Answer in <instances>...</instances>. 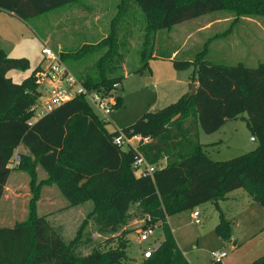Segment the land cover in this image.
<instances>
[{"label":"trees","instance_id":"obj_1","mask_svg":"<svg viewBox=\"0 0 264 264\" xmlns=\"http://www.w3.org/2000/svg\"><path fill=\"white\" fill-rule=\"evenodd\" d=\"M80 1L0 0V11L28 22ZM230 7H244L249 13L264 16V0H121L107 37L96 44L60 51L68 64L94 57L76 76L86 87L106 92L122 84L124 65L134 52L141 65L128 74L149 71L155 58L171 60L177 69L195 68L192 82H197L198 90L192 97L184 95L178 103L148 112L113 132L82 97L33 120V107L40 96L35 74L42 63L32 75L16 83L8 73L26 70L30 62L9 57L0 44V202L13 169L29 175L33 196L26 221L0 227V264H126L131 231L125 227L136 217H146V227L161 224L165 234L158 249L141 264H190L175 240L168 217L207 201H214L222 213L219 202L237 189L246 191L253 203L264 208V61L256 67L242 62H210L209 42L191 60L178 61V51H156L160 31L170 32L176 25ZM139 32H143V40H133ZM121 104L122 97L117 96L115 108ZM244 113L258 141L256 150L228 161L209 158L199 141V128L211 134ZM120 135L151 140L124 149L115 143ZM19 147L26 152L11 168ZM140 155L152 165L166 158V165L153 176L139 177L132 165ZM39 167L47 174L43 180L38 178ZM54 185L70 207L93 201L98 231L120 232L116 246L95 248L82 256L47 217L38 216L35 203L42 189ZM217 232L223 239H231L223 214ZM210 264L223 263L213 259ZM248 264H264V255Z\"/></svg>","mask_w":264,"mask_h":264},{"label":"rangeland","instance_id":"obj_2","mask_svg":"<svg viewBox=\"0 0 264 264\" xmlns=\"http://www.w3.org/2000/svg\"><path fill=\"white\" fill-rule=\"evenodd\" d=\"M120 1L81 0L28 22L0 13L3 14L0 16H5L0 17L2 48L9 57L25 58L30 62L28 69L12 70L8 77L21 83L32 75L45 59L42 54L45 46L59 54L63 49H75L84 43L96 44L107 37ZM247 10L244 7L240 10L230 7L225 12L208 14L176 25L170 32L160 31L157 34L156 51L165 54L178 51V61L191 60L209 42L207 59L210 62L227 65L242 62L249 67H256L264 61V16ZM133 40H143V32L137 33ZM93 60L94 57L90 56L84 61L74 60L66 65L77 75L78 70H84ZM140 65L136 52L124 65L125 78L116 89V94L122 97V104L113 108L108 117L107 129L110 132L122 130L148 112L178 103L184 95L190 94L192 84H197L192 82L195 75L193 65L177 69L171 60L155 58L150 61L149 71L128 74ZM247 117V113H244L211 134L199 128V141L204 145L209 158L228 161L256 150L258 141L254 140L248 128ZM123 148L127 149L128 146L124 145ZM20 154L15 153L11 168L18 165L16 158L20 161ZM37 173L41 180L47 177L40 167ZM227 196L228 201L219 202L222 213L214 201H207L193 210H186L170 218L169 226L175 240L190 264H210L214 259L212 252H225L227 256L221 259L224 264H247L264 255V208L253 203L243 189L234 190ZM32 199L29 175L13 169L0 202V227H12L26 221ZM249 202L254 205L251 206ZM94 207L93 201L70 207L55 185L44 187L35 203L36 214L47 217L66 242L72 243L76 253L82 256L89 255L95 248L116 246V237L120 234L98 231L92 215ZM195 211L200 212L199 224L194 220ZM222 214L230 229L229 241L217 232ZM146 221V217H136L125 227L131 231L128 235L126 264H141L145 250L160 246L164 241V228L159 223L153 225L155 235L152 238L140 241L139 232L146 227ZM259 224L261 231L252 241H248L249 231L253 227L259 228Z\"/></svg>","mask_w":264,"mask_h":264},{"label":"built area","instance_id":"obj_3","mask_svg":"<svg viewBox=\"0 0 264 264\" xmlns=\"http://www.w3.org/2000/svg\"><path fill=\"white\" fill-rule=\"evenodd\" d=\"M42 54L45 59L42 62L39 70L36 72V84L40 96L37 103L33 107L35 112V118H40L53 109L70 102L76 98L86 99L98 112V115L108 122V117L111 114L113 108L117 103L116 85L115 89L106 92L104 90H95L86 87L83 82L73 74L66 63L62 60L60 54L54 52L48 46H45L42 50ZM150 138H143L141 136L126 137L120 135L115 138V143L121 146H132L134 148V142L138 144L150 142ZM137 144V145H138ZM19 163V158H16ZM166 165V158L157 164H150L143 156H138L132 169L137 176H153L157 170H160ZM194 220L197 224L200 223V212L195 211ZM155 235V227L147 226L140 230L139 239L141 242L148 241ZM159 246L149 248L144 252V258H150L152 254L158 249ZM214 260H220L227 254L225 252H212Z\"/></svg>","mask_w":264,"mask_h":264},{"label":"crops","instance_id":"obj_4","mask_svg":"<svg viewBox=\"0 0 264 264\" xmlns=\"http://www.w3.org/2000/svg\"><path fill=\"white\" fill-rule=\"evenodd\" d=\"M0 13H4L5 15H9V17H15L14 15H12V14H9V13H6V12H3V11H0ZM0 15H3V14H0ZM0 17H2V18H5V16H0ZM0 40H1V37H0ZM173 56H175V55H173ZM137 142H134V145H135V147H137ZM202 144V143H201ZM203 145V144H202ZM204 146V145H203ZM26 152V150L24 149V148H22V147H19L17 150H16V152L15 153H25ZM208 155V154H207ZM228 199H229V196H227V198H226V200H223V201H221V202H226V201H228ZM249 204L251 205V206H253L254 204L252 203V202H249ZM172 217V216H171ZM171 217H168V219H167V222H168V224L170 223V218ZM261 229H262V227L260 226V224H259V228L257 227V229L255 228L254 229V227H253V230H250L249 231V233H248V236H247V238H248V241H252V239L254 238V236H256V234L259 232V231H261ZM236 243V242H235ZM181 249V248H180ZM227 256V255H226ZM225 256V257H226ZM252 262V261H251ZM224 264V263H223ZM248 264V263H247Z\"/></svg>","mask_w":264,"mask_h":264},{"label":"water","instance_id":"obj_5","mask_svg":"<svg viewBox=\"0 0 264 264\" xmlns=\"http://www.w3.org/2000/svg\"><path fill=\"white\" fill-rule=\"evenodd\" d=\"M197 90H198V84L193 83V84H192V89H191L190 94L188 95V98L192 97V96L197 92ZM255 139H256V138H254V140H255ZM256 140H257V139H256Z\"/></svg>","mask_w":264,"mask_h":264}]
</instances>
